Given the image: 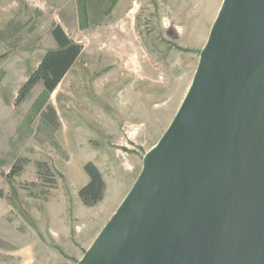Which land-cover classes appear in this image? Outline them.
I'll return each mask as SVG.
<instances>
[{
    "label": "rangeland",
    "instance_id": "374dc122",
    "mask_svg": "<svg viewBox=\"0 0 264 264\" xmlns=\"http://www.w3.org/2000/svg\"><path fill=\"white\" fill-rule=\"evenodd\" d=\"M221 2L0 0V264L77 263L173 119ZM55 26L81 53L51 95L38 82L17 103ZM87 163L105 185L93 207Z\"/></svg>",
    "mask_w": 264,
    "mask_h": 264
},
{
    "label": "water",
    "instance_id": "95a60500",
    "mask_svg": "<svg viewBox=\"0 0 264 264\" xmlns=\"http://www.w3.org/2000/svg\"><path fill=\"white\" fill-rule=\"evenodd\" d=\"M76 264H264V0H222L173 119Z\"/></svg>",
    "mask_w": 264,
    "mask_h": 264
},
{
    "label": "trees",
    "instance_id": "16d2710c",
    "mask_svg": "<svg viewBox=\"0 0 264 264\" xmlns=\"http://www.w3.org/2000/svg\"><path fill=\"white\" fill-rule=\"evenodd\" d=\"M82 11L85 16V5L82 6ZM51 35L57 48L45 53L38 68L20 89L17 103L22 102L38 82H41L45 92L51 95L79 57L81 47L70 40L60 26H55ZM84 171L89 181L79 190L78 197L84 206L93 207L102 200L105 185L93 164L87 163Z\"/></svg>",
    "mask_w": 264,
    "mask_h": 264
}]
</instances>
